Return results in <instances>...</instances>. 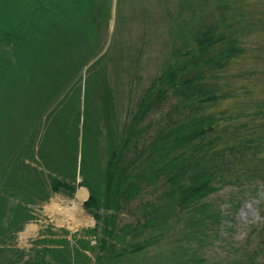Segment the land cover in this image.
Masks as SVG:
<instances>
[{
    "label": "trees",
    "instance_id": "obj_1",
    "mask_svg": "<svg viewBox=\"0 0 264 264\" xmlns=\"http://www.w3.org/2000/svg\"><path fill=\"white\" fill-rule=\"evenodd\" d=\"M109 18L107 0H0V264H104L113 249L97 237L98 222L102 236H111L113 214L103 212H115L120 198L161 181L169 184L162 196L177 194L185 207L215 191V183L236 181L237 170L264 180V156L259 167L251 156L247 166L235 165L230 156L240 145L216 148L217 138H209L218 117L205 108L222 94L208 78L241 49L236 39L198 24L119 127L97 56L99 22ZM248 24L264 28V18ZM165 95L177 102L148 145L140 144L149 128L144 116ZM76 186L88 191L83 207L97 225L83 232L95 243L38 237L24 258L10 242L33 219L32 206L51 193L71 196Z\"/></svg>",
    "mask_w": 264,
    "mask_h": 264
},
{
    "label": "rangeland",
    "instance_id": "obj_2",
    "mask_svg": "<svg viewBox=\"0 0 264 264\" xmlns=\"http://www.w3.org/2000/svg\"><path fill=\"white\" fill-rule=\"evenodd\" d=\"M107 5L110 18L107 24L100 19L96 36L103 46L97 56L102 55L116 124L120 127L131 118L151 79L166 67L165 62L170 64L175 59L176 49L183 51L191 43V32L198 24L206 25L211 32L231 35L241 48L221 71L208 78L222 94L205 108L218 117L209 138H217L216 148L244 145L239 146L238 153H231L235 165L247 166L246 157L251 156V163L261 166L264 28L248 23L254 17L264 18V0H107ZM83 77L84 70L81 84ZM176 100L165 95L144 116L142 124L149 128L141 131L140 144L148 145L157 123L165 120ZM257 143H261L259 148ZM252 151L256 152L253 156ZM248 172L237 170L232 174L236 181L215 183V191L185 207L177 203V194L162 196L169 184L161 181L129 198H120L115 212H103L105 216L113 214L112 227H108L111 236H102L103 224L98 222L97 237L104 238L113 249L104 264L264 263V180L248 176ZM80 188L86 190V196L79 202L75 219L81 214L86 222L69 227L56 209L47 207L53 202L62 207L61 203L74 201ZM87 197L84 186H76L71 196L51 193L47 200L32 206L33 219L15 234L11 245L21 249L26 258L38 237H65L71 242L74 235L94 244V236L83 232L97 225L83 207ZM28 223L35 227L24 236ZM89 255L92 263L93 254Z\"/></svg>",
    "mask_w": 264,
    "mask_h": 264
},
{
    "label": "bare ground",
    "instance_id": "obj_3",
    "mask_svg": "<svg viewBox=\"0 0 264 264\" xmlns=\"http://www.w3.org/2000/svg\"><path fill=\"white\" fill-rule=\"evenodd\" d=\"M85 196H86V190L84 188H80L77 190V192L75 194V200L74 201L63 202V203H61L63 205L62 207L61 206L59 207V202H57V203L53 202L47 208L48 209H51V208L56 209V213H58L59 216H61V218L66 222V224L69 227H73L76 223H85L86 222L85 216H82L81 214H78L79 215L78 219H75V217H77L76 211H77V208H79V202L83 198H85ZM54 201H56V200H54ZM56 206H57V208H55ZM61 208H63V209H61ZM26 234H27V230L25 231L24 236Z\"/></svg>",
    "mask_w": 264,
    "mask_h": 264
},
{
    "label": "crops",
    "instance_id": "obj_4",
    "mask_svg": "<svg viewBox=\"0 0 264 264\" xmlns=\"http://www.w3.org/2000/svg\"><path fill=\"white\" fill-rule=\"evenodd\" d=\"M32 226L35 227V225H32L31 223H28V224L26 225V227L24 228V230H25V231L27 230V233L31 234V232L33 231V227H32ZM29 234H28V235H29Z\"/></svg>",
    "mask_w": 264,
    "mask_h": 264
}]
</instances>
